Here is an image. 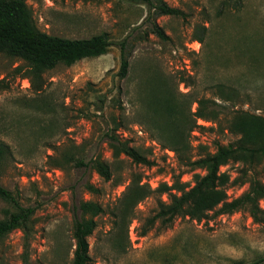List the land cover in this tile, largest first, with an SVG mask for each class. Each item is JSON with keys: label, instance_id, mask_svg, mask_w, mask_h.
<instances>
[{"label": "rangeland", "instance_id": "rangeland-1", "mask_svg": "<svg viewBox=\"0 0 264 264\" xmlns=\"http://www.w3.org/2000/svg\"><path fill=\"white\" fill-rule=\"evenodd\" d=\"M26 1L44 32L68 38L105 32L113 44L102 55L48 70L39 92L23 72L13 70L21 62L11 65L1 57L0 142L9 144L12 154L0 164V185L23 206L36 210L27 262L22 256L23 232L14 229L0 242V264H71L74 220L81 215L82 200L105 208L88 238L90 264H253L264 254V221L256 222L246 210L202 221L178 216L170 227L157 223L141 236V224L156 213L157 195L148 197L136 208L129 227L131 248L125 254L112 245L113 219L108 211L133 172L141 173L143 181L155 188L167 181L171 185L187 171L181 178L187 189L197 174H203L179 163L162 123L154 128L145 122L138 83L146 69L168 80L177 93L190 92L221 105L219 127L199 119L205 128L191 133L195 158L200 143L214 151L216 142L227 144L238 138L226 128L234 111L264 115V0H165L180 8L182 16L159 15L133 0ZM152 20L169 40L150 32ZM200 24L208 27L202 43L192 40ZM122 41L130 63L124 78L118 74ZM221 85L235 93L222 99ZM116 125L120 138L146 153L155 165L134 163L124 154L113 156L105 133ZM64 154L86 161L100 154L110 165L112 178L106 181L93 168H77L72 161L58 164ZM242 166L230 163L221 171L228 172L232 181ZM254 174L264 182V164ZM86 182L99 192L89 191ZM247 187L230 182L229 198ZM162 199L168 201V195ZM260 205L264 209V199ZM14 210V204L0 196V219Z\"/></svg>", "mask_w": 264, "mask_h": 264}, {"label": "trees", "instance_id": "trees-1", "mask_svg": "<svg viewBox=\"0 0 264 264\" xmlns=\"http://www.w3.org/2000/svg\"><path fill=\"white\" fill-rule=\"evenodd\" d=\"M133 1L147 4L150 10L154 8L159 15L184 14L180 8L170 6L165 0ZM207 28L205 24L197 25L192 40L202 43ZM149 30L164 41L170 39L163 27L154 20L151 21ZM112 44L105 32L88 38H68L49 34L39 29L26 0H0V59L2 56L7 57L11 65L21 62L15 65L13 70L23 72V77L29 80L36 92L42 89L44 75L48 70L59 64L70 66L83 58L102 55ZM120 49L118 74L124 78L130 66L125 41L120 43ZM22 62L26 63L25 67ZM138 90L143 95L145 122L154 128L162 123V127L164 125L169 131L171 150L176 153L179 163L188 166L190 171L200 169L203 174H197L194 185L187 189L186 183L181 181L187 171L180 172L171 185L162 182L155 188L151 187L149 182L143 181L141 173H131L125 189L108 211L113 219L111 234L115 250L119 254L129 251L131 248L129 227L136 218V208L142 200L154 195H157L156 213L147 217L141 224V236L146 235L157 223L162 228L170 227L178 216H189L191 219L202 221L209 216L246 210L256 222L264 221V209L260 205V201L264 199V182L254 174L264 164V115L241 109L234 111L226 128L238 135V138L227 144L216 142L214 151L200 143L197 146L199 155L195 158L192 155L191 133L196 128H205V125L198 123L199 119L219 127L221 105L215 99L193 97L190 92L177 93L170 87L168 80L149 68L140 79ZM219 93L220 97L226 100L225 96H231L235 91L232 89L227 91L221 85ZM194 103L196 107L192 109ZM119 126L116 125L105 133L113 156L119 158L124 154L134 163L155 165L146 153L120 138L117 134ZM11 154L10 145L0 142V164ZM71 161L77 168H93L106 181L112 178L111 167L100 154L88 161L82 157L64 154L59 158L58 164ZM230 163L243 165L232 181L228 172L221 171L222 166ZM230 182L240 185L247 183L248 187L241 195L230 199L227 192ZM85 187L91 192H99V189L90 182H86ZM163 194L168 195V201L162 199ZM0 196L15 206L14 211H6L5 217L0 219V242L14 229L22 230L25 247L22 256L27 262V249L36 209L34 206H23L2 185ZM78 209L81 215L74 220L72 236L75 246L71 264H90L88 238L97 227V216L104 213L105 208L98 202L82 200ZM262 263L264 254L253 262Z\"/></svg>", "mask_w": 264, "mask_h": 264}, {"label": "built area", "instance_id": "built-area-1", "mask_svg": "<svg viewBox=\"0 0 264 264\" xmlns=\"http://www.w3.org/2000/svg\"><path fill=\"white\" fill-rule=\"evenodd\" d=\"M167 183H168V181H167Z\"/></svg>", "mask_w": 264, "mask_h": 264}]
</instances>
